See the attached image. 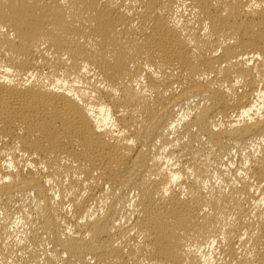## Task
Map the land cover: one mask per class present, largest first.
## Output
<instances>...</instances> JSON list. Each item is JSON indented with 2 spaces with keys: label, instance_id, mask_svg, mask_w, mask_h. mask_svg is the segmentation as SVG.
I'll use <instances>...</instances> for the list:
<instances>
[{
  "label": "bare ground",
  "instance_id": "6f19581e",
  "mask_svg": "<svg viewBox=\"0 0 264 264\" xmlns=\"http://www.w3.org/2000/svg\"><path fill=\"white\" fill-rule=\"evenodd\" d=\"M0 264H264V0H0Z\"/></svg>",
  "mask_w": 264,
  "mask_h": 264
}]
</instances>
